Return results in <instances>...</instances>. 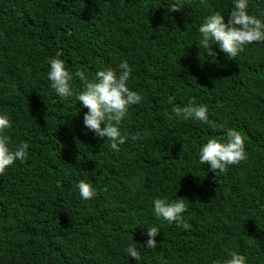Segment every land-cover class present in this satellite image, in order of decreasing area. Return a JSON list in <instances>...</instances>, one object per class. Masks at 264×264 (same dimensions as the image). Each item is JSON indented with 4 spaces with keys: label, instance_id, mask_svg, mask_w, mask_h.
<instances>
[{
    "label": "trees",
    "instance_id": "trees-1",
    "mask_svg": "<svg viewBox=\"0 0 264 264\" xmlns=\"http://www.w3.org/2000/svg\"><path fill=\"white\" fill-rule=\"evenodd\" d=\"M179 2L169 11L166 0H0V112L12 143H29L27 160L0 174V264H216L228 251L264 264V43L236 58L213 45L207 56L199 25L216 10L227 22L232 0ZM249 13L264 18V0H249ZM58 52L73 74L133 66L128 85L144 99L122 123L119 151L85 127L82 102L51 89L47 60ZM190 98L243 134L246 160L217 173L199 163L201 144L225 132L175 118ZM80 180L93 198L81 199ZM176 195L189 229L154 215L153 198Z\"/></svg>",
    "mask_w": 264,
    "mask_h": 264
},
{
    "label": "clouds",
    "instance_id": "clouds-1",
    "mask_svg": "<svg viewBox=\"0 0 264 264\" xmlns=\"http://www.w3.org/2000/svg\"><path fill=\"white\" fill-rule=\"evenodd\" d=\"M166 3L169 11L183 8L179 0H166ZM227 16L226 22L225 14L216 10L206 15L199 25L198 46L203 47L207 56H215V50L211 47L213 45L218 46L229 58H236L244 52L247 45L253 42L264 43V18L249 13V0H232L231 11ZM61 55L62 53L58 52L47 60V78L51 89L62 99L74 98L76 103L82 102V107L87 108L83 116L85 127L98 137H107L112 150L119 151V145L128 139V135L121 131L122 123L130 115V107L139 105L144 99L139 91L128 85L133 66L124 59L116 68H101L90 77L86 70L78 69L74 74L70 72ZM73 75L82 81L81 90L78 92L73 87ZM169 103H173V98H169ZM172 111L177 119L193 120L211 128L224 129L223 139L207 138L199 147V163L209 165L213 172H223L228 166L247 159L243 134L235 128L225 124L217 125L212 121L206 104L197 103L194 98H190L185 106H174ZM11 127L9 115L0 112V174L16 161L23 162L28 158L29 143L21 141L19 144H13L7 135V130ZM150 135L147 130L138 131L132 139H143ZM75 187L83 200H89L96 195V189L89 181L80 180ZM152 205L155 217L162 218L169 224L175 222L184 229L191 227L183 216L187 209L185 198H179L177 195L173 200L156 197L153 198ZM159 233L157 226L147 227V248L155 249V237ZM125 251L136 261L140 260L141 255L136 244H129ZM216 264H248V261L244 254L228 251L227 256Z\"/></svg>",
    "mask_w": 264,
    "mask_h": 264
}]
</instances>
